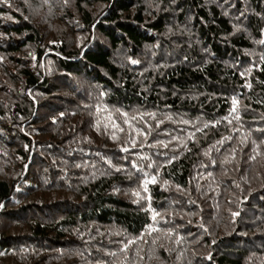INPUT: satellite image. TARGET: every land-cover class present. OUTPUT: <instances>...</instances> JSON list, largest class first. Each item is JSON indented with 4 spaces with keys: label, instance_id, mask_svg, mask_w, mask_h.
I'll return each instance as SVG.
<instances>
[{
    "label": "trees",
    "instance_id": "trees-1",
    "mask_svg": "<svg viewBox=\"0 0 264 264\" xmlns=\"http://www.w3.org/2000/svg\"><path fill=\"white\" fill-rule=\"evenodd\" d=\"M0 264H264V0H0Z\"/></svg>",
    "mask_w": 264,
    "mask_h": 264
}]
</instances>
